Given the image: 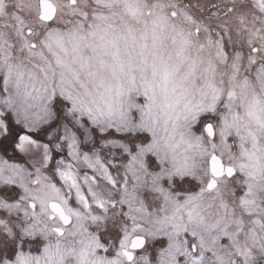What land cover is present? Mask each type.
Here are the masks:
<instances>
[{
  "label": "snow or ice",
  "instance_id": "6c2138e0",
  "mask_svg": "<svg viewBox=\"0 0 264 264\" xmlns=\"http://www.w3.org/2000/svg\"><path fill=\"white\" fill-rule=\"evenodd\" d=\"M0 264H264V0H0Z\"/></svg>",
  "mask_w": 264,
  "mask_h": 264
}]
</instances>
